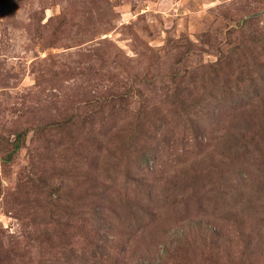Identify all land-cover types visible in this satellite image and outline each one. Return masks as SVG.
<instances>
[{
  "label": "rangeland",
  "instance_id": "374dc122",
  "mask_svg": "<svg viewBox=\"0 0 264 264\" xmlns=\"http://www.w3.org/2000/svg\"><path fill=\"white\" fill-rule=\"evenodd\" d=\"M0 264H264V0H0Z\"/></svg>",
  "mask_w": 264,
  "mask_h": 264
}]
</instances>
